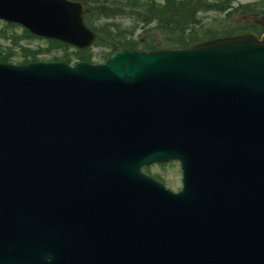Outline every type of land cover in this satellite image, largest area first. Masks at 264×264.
<instances>
[{
	"label": "water",
	"instance_id": "obj_1",
	"mask_svg": "<svg viewBox=\"0 0 264 264\" xmlns=\"http://www.w3.org/2000/svg\"><path fill=\"white\" fill-rule=\"evenodd\" d=\"M82 12L0 0L85 47ZM171 159L178 193L141 171ZM0 264H264V35L0 64Z\"/></svg>",
	"mask_w": 264,
	"mask_h": 264
},
{
	"label": "trees",
	"instance_id": "obj_2",
	"mask_svg": "<svg viewBox=\"0 0 264 264\" xmlns=\"http://www.w3.org/2000/svg\"><path fill=\"white\" fill-rule=\"evenodd\" d=\"M102 1L97 7L101 16L114 17L117 14L128 13L143 24L145 32L149 38L145 41L138 39H125L119 35L116 38L110 37L108 40L113 45L124 42L132 47H142L143 49H154L158 47H188L202 41L205 32L197 27L202 19L199 16L202 10H217L241 12L246 14L254 12L258 3L234 6V0H91V2ZM264 4V2H262ZM246 27L241 30L262 29L251 23H246ZM160 33L164 35L160 38ZM4 53L0 51V60L8 61L14 55L13 52ZM28 51L24 52L27 57Z\"/></svg>",
	"mask_w": 264,
	"mask_h": 264
},
{
	"label": "rangeland",
	"instance_id": "obj_3",
	"mask_svg": "<svg viewBox=\"0 0 264 264\" xmlns=\"http://www.w3.org/2000/svg\"><path fill=\"white\" fill-rule=\"evenodd\" d=\"M259 0H237V4L239 3H248V2H254ZM264 9V7H263ZM224 17L223 14L216 15L213 12L209 13H203V29L205 30H212V31H219L224 32L227 29H230L237 25V21L241 19L243 16H239L234 18L235 16H232L230 19L227 20H220ZM245 17L249 20L255 21V23L262 24V21L264 19V15L259 12L253 13V14H247ZM234 18V19H233ZM220 20V21H218ZM91 21L94 26L102 27L103 24H108L109 26L114 27L118 26L125 31L123 32L124 36H130L134 35L135 37H141L145 38L146 33L141 27L140 24L136 23L132 18L126 17V16H120L117 18L112 19H98L97 13L93 14V17H91ZM4 26V22L0 21V28ZM237 31V30H236ZM6 32L9 33L12 36L19 38L18 45H14L12 41L0 38V44L3 45V47H10L13 48L15 51L20 52L21 46H27L32 49L38 50V56L41 60H47L49 58H53L54 56H62L67 52L70 53L72 60H76L77 56L74 54L76 47L72 45H67L65 47H61L56 43H52L49 40L45 39H39V38H26L24 37V31L22 27L15 26L14 28H7ZM107 33L105 32L102 34L103 39H107ZM164 37V35H163ZM110 50V47L108 45L103 46H93L88 49L89 53H93L94 59L98 61H102L104 58V54L108 53ZM19 57V56H18ZM77 61V60H76ZM149 172H151L152 175H156L160 177L161 180H163L167 187L172 188L173 190H179L182 186L181 183V170L179 163L171 162L166 165H152L149 167Z\"/></svg>",
	"mask_w": 264,
	"mask_h": 264
}]
</instances>
